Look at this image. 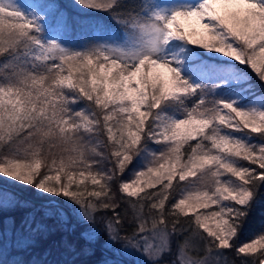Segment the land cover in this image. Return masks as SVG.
Here are the masks:
<instances>
[{"label": "snow or ice", "instance_id": "obj_1", "mask_svg": "<svg viewBox=\"0 0 264 264\" xmlns=\"http://www.w3.org/2000/svg\"><path fill=\"white\" fill-rule=\"evenodd\" d=\"M97 253L264 264V0H0V264Z\"/></svg>", "mask_w": 264, "mask_h": 264}, {"label": "trees", "instance_id": "obj_2", "mask_svg": "<svg viewBox=\"0 0 264 264\" xmlns=\"http://www.w3.org/2000/svg\"><path fill=\"white\" fill-rule=\"evenodd\" d=\"M23 3H33L34 0H22ZM262 216V210L257 208L254 213V221H259ZM74 239L75 237H70ZM63 252L62 248V234L53 233L49 235L47 238H41L38 240L37 247L35 249V255L38 257H43L49 260H58L61 259V253ZM79 259H87L88 261L94 264L95 261L100 259L99 253L93 257H80Z\"/></svg>", "mask_w": 264, "mask_h": 264}]
</instances>
